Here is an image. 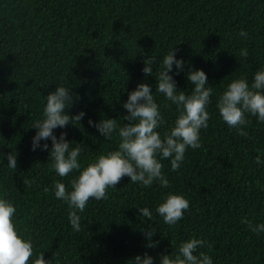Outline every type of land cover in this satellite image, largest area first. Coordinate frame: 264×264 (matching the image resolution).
<instances>
[{
	"label": "trees",
	"instance_id": "16d2710c",
	"mask_svg": "<svg viewBox=\"0 0 264 264\" xmlns=\"http://www.w3.org/2000/svg\"><path fill=\"white\" fill-rule=\"evenodd\" d=\"M241 30L247 39L240 37ZM172 47L185 60V70L202 68L214 86L201 147L189 148L177 171L170 160L162 161L168 188L158 182L143 188L124 177L107 190L108 199L90 200L78 213L82 227L75 232L68 205L52 188L57 181L67 186L77 173L59 177L48 151L31 149L36 131L31 126L47 94L58 84L73 86L79 98L69 111L87 115L81 125L55 132H67L73 146L84 145L86 164L119 143L115 134L105 141L88 118L99 120L103 113L123 123L128 92L144 80L155 91V73L145 77L141 71L144 57L157 55L158 63ZM243 49L247 58L240 55ZM261 65L264 0H0V153L5 154L0 194L17 207L15 223L33 240V258L42 251L45 259L56 253L54 264H130L148 252L159 264L161 254L176 253L182 241L197 236L211 244L200 250L214 264H264V233L257 236L241 223L243 218L264 222V166L255 163L256 149L264 150V124L250 116L248 134L242 136L215 108V94L231 79L246 74L251 81ZM175 79L178 88L191 89L183 72ZM157 100L163 133L177 111L163 96L157 94ZM9 152L17 154L16 169L7 166ZM168 191L182 192L190 202L173 226L155 214ZM139 206L150 207L153 220L139 216ZM150 224L159 242L155 248L145 247L143 230Z\"/></svg>",
	"mask_w": 264,
	"mask_h": 264
},
{
	"label": "clouds",
	"instance_id": "9594fccd",
	"mask_svg": "<svg viewBox=\"0 0 264 264\" xmlns=\"http://www.w3.org/2000/svg\"><path fill=\"white\" fill-rule=\"evenodd\" d=\"M239 35L248 38L244 30ZM240 55L247 58V49H243ZM143 64L141 71L145 77L155 73V91L146 80L138 82L122 103L127 110L123 123L103 113L99 120L88 118L89 126L95 128L105 141H110L114 134L118 136L116 148L98 154L85 164L82 158L84 145L76 143L73 146L65 131L57 136V128L81 125L87 115L84 110L76 113L69 111L79 97L68 83L58 84L54 91L47 94L40 116L31 126L36 129L31 137L32 151H48L50 167L59 177L77 173L67 186L57 181L52 188L55 198L68 205V219L75 232H80L82 227L78 213L84 212L90 200L108 199L107 190L115 189L124 177L143 188H150L155 182L168 188L169 181L162 171V161L170 160L171 170L177 171L185 160L186 151L201 147V130L208 127L211 118L208 108L214 95V86L209 84L206 72L191 65L185 70L186 62L183 57L177 56L174 47L163 54L158 63L157 55H152L144 57ZM154 64L157 65L155 70ZM181 72L192 85L188 91L177 86L175 77ZM157 94L174 105L177 111L171 126L163 133L159 129L165 120ZM215 95V108L223 122L240 135L247 136L246 126L250 123V116L256 118L257 124H264V65L255 71L251 81L246 74H242L231 79ZM256 151L255 163L264 166V150L258 148ZM4 157L5 154L0 153V160L3 161ZM6 158L7 166L16 169V152L7 153ZM189 207L190 202L182 192L168 191L155 206V214L165 224L173 226L184 217ZM16 213L14 202L6 194H0V264H29L34 256V242L17 228ZM138 214L149 221L154 217L153 210L148 206H139ZM241 223L257 236L264 233V222L254 223L243 218ZM155 233L156 228L151 224L143 230L146 248L158 246L159 242L153 239ZM205 247L211 248L206 238L190 237L180 243L176 253L161 254L159 264H214L212 257L200 250ZM55 257L56 253L51 259H45L41 251L31 264H54ZM129 261L130 264H156L148 252L137 254Z\"/></svg>",
	"mask_w": 264,
	"mask_h": 264
}]
</instances>
